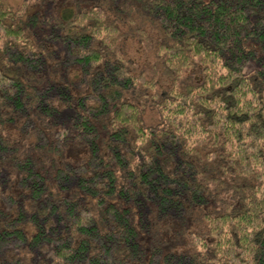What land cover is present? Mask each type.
Instances as JSON below:
<instances>
[{
  "label": "trees",
  "instance_id": "trees-1",
  "mask_svg": "<svg viewBox=\"0 0 264 264\" xmlns=\"http://www.w3.org/2000/svg\"><path fill=\"white\" fill-rule=\"evenodd\" d=\"M0 264H264V0H0Z\"/></svg>",
  "mask_w": 264,
  "mask_h": 264
},
{
  "label": "rangeland",
  "instance_id": "rangeland-1",
  "mask_svg": "<svg viewBox=\"0 0 264 264\" xmlns=\"http://www.w3.org/2000/svg\"><path fill=\"white\" fill-rule=\"evenodd\" d=\"M140 46V48L142 47V48H144L143 50H144V52H147V57H149V59L150 60H148L150 63H152V65L154 66L155 65V59L153 58V56H149V51H150V47L146 44V42L145 41H143V43H142V45L140 44L139 45ZM143 54V53H142ZM144 55V54H143ZM133 56L135 57V54H133ZM141 56V53H139V54H137V56L136 57H140ZM158 71H159V73H158V75L160 76V74L162 73V72H160V68H158ZM151 72L150 71H148V76H151ZM193 76V79L195 80V81H197V79H198V77H199V74L196 72V71H193V72H189L188 73V75H186V77H188V76ZM152 116V112H150V111H148L147 113H146V118L147 119H150V117ZM154 116V115H153Z\"/></svg>",
  "mask_w": 264,
  "mask_h": 264
}]
</instances>
